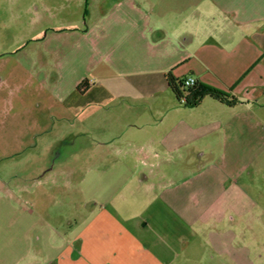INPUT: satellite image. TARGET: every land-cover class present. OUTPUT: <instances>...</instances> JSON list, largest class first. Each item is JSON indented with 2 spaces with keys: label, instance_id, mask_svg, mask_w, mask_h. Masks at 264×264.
<instances>
[{
  "label": "crops",
  "instance_id": "obj_1",
  "mask_svg": "<svg viewBox=\"0 0 264 264\" xmlns=\"http://www.w3.org/2000/svg\"><path fill=\"white\" fill-rule=\"evenodd\" d=\"M65 18L54 26L67 30L64 38L54 39L67 48L55 55L56 80L70 74V86L57 90L56 103L64 104L70 125L86 118L83 111H72L82 105L75 96L94 87L101 92L99 102L118 101L122 109H133L135 114L140 106L138 116L145 115L146 121L138 126L144 133L135 138L119 133L108 143L99 141L91 156L103 161L110 153L142 154L146 159L137 161L133 173L141 175L139 184L150 195L128 203L115 197L105 203L86 202L80 223L66 213H51V220L60 222L50 227L51 235L61 243H54V254L43 262L180 264L179 258L207 227V244L218 252H231L239 262V249L229 248L228 232L216 236L210 224L241 215L242 197L236 186L226 185L227 174L212 159L201 161L205 150L199 142L222 126L212 119V108H237L264 96V0H86L73 18L70 13ZM95 60L99 62L93 68L100 67L98 83L87 77ZM169 71L176 78L193 76L234 96L238 103L228 106L205 97L199 106L185 107L168 85ZM85 81L87 90L79 92ZM202 107L205 112H195ZM123 124L136 122L126 118ZM185 153L199 160L196 167L188 164L182 179L166 174L177 172L176 166L173 171H154L153 163L146 161ZM64 169L62 173L71 172ZM57 172V167L40 168L38 184ZM152 175L157 180L150 181ZM62 187L66 188L60 193L53 190L54 197L67 206L72 184L67 181Z\"/></svg>",
  "mask_w": 264,
  "mask_h": 264
},
{
  "label": "rangeland",
  "instance_id": "obj_2",
  "mask_svg": "<svg viewBox=\"0 0 264 264\" xmlns=\"http://www.w3.org/2000/svg\"><path fill=\"white\" fill-rule=\"evenodd\" d=\"M85 1L0 0V264H45L46 256L55 252L54 243H61L51 235L50 227L60 223L51 220V213H66L80 223L86 202L105 203L115 197V201L120 198L128 203L150 195L139 184L141 175L133 173L137 161L146 159L142 154L110 153L103 161L91 156L99 141L108 143L119 133L131 137L144 133L138 126L146 121L145 115L138 116L140 106L136 115L133 109H122L118 101L99 102L101 92L96 87L85 94L78 90L75 97L80 98L82 107L72 111H83L86 118L72 120L70 125L64 104L56 103L54 95L69 88L70 74L56 80L55 55L67 48L63 41L54 39L64 38L67 30L58 31L54 26L65 22L69 13L73 18ZM98 62L88 67L90 82L98 83L100 67L93 68ZM83 69L87 73L88 69ZM221 108H212V119L220 120L222 126L212 131L211 138L199 142L205 150L201 161L212 159V164L227 174L226 185L236 186L242 197L241 215L210 224L216 236L228 232L229 248L239 249L241 259L238 262L231 252H218L208 245L207 227L178 261L264 264V96L249 105ZM199 110L195 112H205L203 107ZM126 118L136 124L121 125ZM185 154L146 161L153 163L154 171L177 167V172L166 173L177 180L186 175L188 164L196 167L199 160ZM53 167L58 170L55 176L50 174L38 184L40 168ZM64 168L71 172L62 173ZM151 177L150 181L157 180ZM67 181L73 189L65 206L60 199L55 200L53 190L65 191L66 187H60Z\"/></svg>",
  "mask_w": 264,
  "mask_h": 264
},
{
  "label": "trees",
  "instance_id": "obj_3",
  "mask_svg": "<svg viewBox=\"0 0 264 264\" xmlns=\"http://www.w3.org/2000/svg\"><path fill=\"white\" fill-rule=\"evenodd\" d=\"M166 79L178 103L185 107H197L205 97H211L228 106H235L238 103L237 98L234 96L213 86L204 84L199 80L191 86H186L184 84L185 78H176L171 71L166 73ZM87 88V81L82 82L78 86V90L80 91H86Z\"/></svg>",
  "mask_w": 264,
  "mask_h": 264
},
{
  "label": "built area",
  "instance_id": "obj_4",
  "mask_svg": "<svg viewBox=\"0 0 264 264\" xmlns=\"http://www.w3.org/2000/svg\"><path fill=\"white\" fill-rule=\"evenodd\" d=\"M196 81H197V79H196L195 77H193V76H188V77L185 78V80H184V84H185L186 86H191V85L195 84Z\"/></svg>",
  "mask_w": 264,
  "mask_h": 264
}]
</instances>
